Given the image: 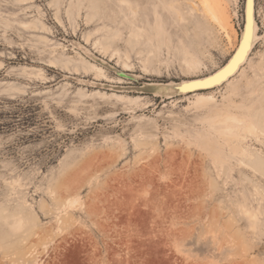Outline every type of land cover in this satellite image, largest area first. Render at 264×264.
I'll return each mask as SVG.
<instances>
[{
	"label": "rangeland",
	"instance_id": "rangeland-1",
	"mask_svg": "<svg viewBox=\"0 0 264 264\" xmlns=\"http://www.w3.org/2000/svg\"><path fill=\"white\" fill-rule=\"evenodd\" d=\"M210 2L0 0V264H264V0L189 91L245 29Z\"/></svg>",
	"mask_w": 264,
	"mask_h": 264
},
{
	"label": "bare ground",
	"instance_id": "bare-ground-1",
	"mask_svg": "<svg viewBox=\"0 0 264 264\" xmlns=\"http://www.w3.org/2000/svg\"><path fill=\"white\" fill-rule=\"evenodd\" d=\"M202 4L204 6V10L206 11L207 14L210 15L211 19L213 21L220 23V19L218 17V14L215 12V8H214V6H212V3L210 2V0H202ZM192 10L194 11V8ZM245 18H246V14H245ZM255 18H256L255 17V0H249V4H248V30H247L248 32H245V29L243 30V36H242V39L239 43V47H240V44H241L243 38H245V37H246L249 45L246 46V44L244 42L242 44L239 52L236 54L239 47L237 48L236 52L231 57L230 61L227 63V65H228L227 68L231 69L230 73L222 76L218 82H215V83H213V85H210L208 87H195L198 85V84H196L195 81L204 80L208 77L189 81L188 82L189 83L188 84V90L189 91L207 90V89L213 88L215 86H220L223 82L228 81L230 79V77L234 76L235 74H237L240 71L242 65H244L245 62L247 61V59L250 55V52L254 46V42L256 40L257 29H256V19ZM245 25H246V21H245ZM227 65H225L223 68L216 71L214 74L220 72ZM222 73L223 72H221L218 76L223 75ZM213 75H211V76H213ZM168 88H169V86H168ZM65 222L69 223L68 218Z\"/></svg>",
	"mask_w": 264,
	"mask_h": 264
},
{
	"label": "water",
	"instance_id": "water-1",
	"mask_svg": "<svg viewBox=\"0 0 264 264\" xmlns=\"http://www.w3.org/2000/svg\"><path fill=\"white\" fill-rule=\"evenodd\" d=\"M248 4H249V0L246 1V25H245V32H248L247 31L248 30ZM244 42H245L246 46L249 45L246 37L243 38V40H242V42L240 44V47H239L238 51L236 52V54L239 52V50H240V48H241V46H242V44ZM227 67H228V65L224 69H222L220 72H218V73L214 74L213 76H210V77H208V78H206L204 80L195 81L196 84H198L195 87H208L210 85H213V83L218 82L222 76L227 75L228 73H230L231 69H228ZM221 72H223L222 73L223 75L218 76Z\"/></svg>",
	"mask_w": 264,
	"mask_h": 264
},
{
	"label": "snow or ice",
	"instance_id": "snow-or-ice-1",
	"mask_svg": "<svg viewBox=\"0 0 264 264\" xmlns=\"http://www.w3.org/2000/svg\"><path fill=\"white\" fill-rule=\"evenodd\" d=\"M250 35V34H249Z\"/></svg>",
	"mask_w": 264,
	"mask_h": 264
}]
</instances>
